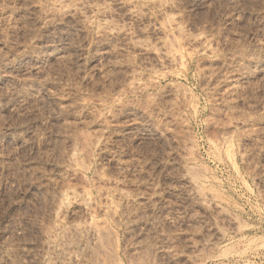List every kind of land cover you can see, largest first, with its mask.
<instances>
[{
	"label": "rangeland",
	"instance_id": "rangeland-1",
	"mask_svg": "<svg viewBox=\"0 0 264 264\" xmlns=\"http://www.w3.org/2000/svg\"><path fill=\"white\" fill-rule=\"evenodd\" d=\"M0 264H264V0H0Z\"/></svg>",
	"mask_w": 264,
	"mask_h": 264
}]
</instances>
